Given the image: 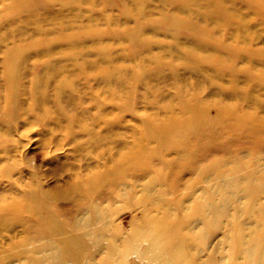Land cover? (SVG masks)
Wrapping results in <instances>:
<instances>
[{
  "label": "rangeland",
  "instance_id": "374dc122",
  "mask_svg": "<svg viewBox=\"0 0 264 264\" xmlns=\"http://www.w3.org/2000/svg\"><path fill=\"white\" fill-rule=\"evenodd\" d=\"M184 1L180 5L178 0H0V264H27L39 258L42 246L32 251L38 240L27 236L22 222L36 220L22 209L34 197L40 208H48L53 221L40 227L36 220L39 230L47 229L41 232L47 235L42 240L52 238L54 247L60 248L61 242L80 236L88 245L85 257L84 253L77 256L76 249L47 264H99L105 252H113L120 262L131 223L140 222L146 209L153 211L150 218L173 216L171 221L177 223L190 218L191 210L202 204L209 207L183 224L197 236L210 221L208 216L219 220L218 227H206L204 239L196 245L201 263L212 258L213 264H244L234 258L227 239H233L230 230L236 218L237 225H243L244 240L261 220L259 216L250 221L243 210L250 213L253 205L256 209L264 205V141L260 145L258 134L245 135L251 128L230 129L219 118L222 110L237 105L242 113H255L264 120V59L259 56L264 54V13L259 10L264 8V0H207L221 5L220 16L227 21L224 27L198 17L194 3L203 6L205 0ZM230 16L234 19L229 21ZM184 20L191 27L183 29L180 21ZM209 31L216 36L210 43L204 41L209 45L206 49L200 46L203 40L197 34L205 39ZM214 42L240 54L239 59L227 54L222 58L237 68L235 77L219 74L210 62L188 63V55H210ZM21 50L25 51L21 88L10 99L5 61L10 52ZM247 52L257 58L242 56ZM137 67L143 71L142 81L135 79ZM41 76L46 83L45 102L38 107L32 88ZM230 79L236 86H230ZM240 94L252 100L234 96ZM191 114L202 128L199 134L189 133L193 129L180 121V149L160 151V144L151 138L158 131L153 125H162L171 117L185 121ZM142 151L153 156L138 161L139 166L122 167L123 160L139 159ZM177 151L188 154L192 161L195 151L207 155L186 172L184 167L190 161H175L180 156ZM215 159L223 160L224 168L197 177ZM235 165L238 168L232 171ZM252 173L258 193L249 201L246 185L239 183ZM226 178H235L236 184L224 185ZM151 179L153 187L162 192L159 195L147 190ZM124 185H130L126 199L120 197ZM220 197L228 199L223 212L212 209ZM159 198L168 203V211H156L154 203ZM95 203L100 204L98 210L93 209ZM106 210L109 232L95 222L100 229L94 232L103 236L99 245L104 248L97 253V246L86 236L98 211L103 214ZM40 213L39 220H44L46 214ZM115 230L121 237L117 234L112 239L110 231ZM146 236L136 243L138 250L125 255L126 264H146L142 256L150 241Z\"/></svg>",
  "mask_w": 264,
  "mask_h": 264
},
{
  "label": "bare ground",
  "instance_id": "6f19581e",
  "mask_svg": "<svg viewBox=\"0 0 264 264\" xmlns=\"http://www.w3.org/2000/svg\"><path fill=\"white\" fill-rule=\"evenodd\" d=\"M208 1L205 0V2H207V4L203 5V6H200V4L197 2L194 3L200 12L197 14L198 17L201 20H203V18H205L208 21L211 20L212 25H214V26L219 25L221 27H224L227 24V21L225 19H222L220 16V15H223L221 8H220L221 5L219 4V2H217L218 4H216V3L209 4L210 2H208ZM178 3L181 5V4L185 3V1L184 0H178ZM19 6H21V5H19ZM33 6H38V4H33ZM263 9L264 8H260L259 10L262 13H264ZM182 11H185V10L182 9ZM232 19H234V18L231 17L229 19V21ZM180 22L182 23L181 27H183V29H188L189 27H191V24L189 22H187L186 20L180 21ZM234 22L235 21L231 22V25ZM243 22H244V20L241 21L242 24H243ZM217 23H219V24H217ZM218 29L216 28V30H218ZM236 29L238 30L239 28H236ZM197 35H198L199 40H201V39L203 40L202 41L203 45L201 44L200 46L201 47L204 46L206 49L209 47V45H204L205 44L204 41H206L207 43H210V40H212V38H215V36H216L213 34H212L213 36H210V31L208 32V36L205 39L203 37V34L199 33ZM217 37H219V36H217ZM68 38H71V37H68ZM58 40H57V43L59 42ZM66 40L67 39L65 38V41ZM74 40H75V38H74ZM39 42H41V40ZM138 42L140 43V41H138ZM44 43L47 44L46 42H44ZM44 43H43V45H44ZM51 44H52V42H51ZM214 45H216V46L213 47L212 52H210V55L206 56L207 58L206 57H196V56H191V55L186 56L188 63H192L193 66H197L199 64L204 65L205 63L210 62L211 67L218 68V71H220V72H218L219 74L229 76L230 78L235 77L237 72H238L237 68H233L232 66L227 65L226 63L223 62L222 58H224L223 55L227 54L231 58L239 59L240 54L238 53V51L230 49V47L224 43L218 44L217 42H214ZM52 47H53V45H52ZM45 48L47 50V48H48L47 45ZM146 48H147V46H146ZM188 48H189V50L190 49H197V47L195 48L194 46H188ZM48 49H50V48H48ZM30 51H31V49H30ZM244 51H246V50H244ZM24 52H23V50L16 51V52H10L9 56L6 58V61H5V70H6L5 81L7 83V87L9 90L10 99H12V98L14 99V97H17V93L19 92V89L21 88L20 81H21V77L23 75L24 70L20 69V67H22V64L25 62L24 61V58H25ZM242 56H246L250 60L253 59L255 56L257 58V55L252 53V52H247L246 55H242ZM259 56H262V58L264 59V54L261 53ZM233 61H235V60H233ZM229 64H230V61H229ZM22 68H24V66ZM141 71L142 70L139 69V67H137L136 70L134 71V73H138L137 75H135L136 80L143 79L141 77L143 75V71L142 72ZM194 71H197V70H194ZM230 80H232V82H230V86L231 87L236 86L234 83L235 80L234 79H230ZM45 84L46 83L44 81V78H43V76H41L39 78L38 82H35V84L33 85V88H32V91H33L32 94L34 96L33 98L35 99V102H36L38 107L43 106L44 102H45L44 93H43V87ZM62 89L63 88L59 89L57 93L60 94ZM132 91H131V93H132ZM243 91L244 90H242L240 92H243ZM234 96L236 98H238V100L243 99V98L246 100L249 99V95H247V98L245 96H242L241 94L237 95V96L234 95ZM249 100H252V98ZM249 100H247V101H249ZM11 107L9 106V108H11ZM32 108H34V107H31V111H32ZM25 109H24V111H25ZM59 109H61V108H59ZM12 110L15 112L16 106H14V108ZM25 114H27V113H25ZM254 114L242 113L239 110V107L237 105H235V107H232L228 110H222V112L220 114L219 121L224 123L230 129L243 128L244 130H248L249 128H251V130L246 132L245 135H257L258 134V136L260 138H259V140H257V143L262 145V141H264V120H261L259 117H257V115H254ZM191 116H192V114L190 115V118H188L185 121L179 120V118L175 119V117H171L170 119L164 121L162 125H159V126L153 125L158 129V131L156 132V136L151 134V138H154L160 144V146H159L160 151H162V150L163 151H165V150H175L176 151V150L180 149V146H181L180 136L181 135L179 134V124H181V122L187 123L188 128L193 129V130L189 131V133H192V134L194 133V136L199 134V131L202 130L201 126H199L200 125L198 123L199 121L196 119H192ZM219 121L217 123H219ZM209 126H210V124H209ZM198 127H200L201 129H198ZM8 130H10V129L8 128ZM253 138H255V137H253ZM252 140H255V139H252ZM199 146H201V145H199ZM177 152L180 156H175V159H174L175 161L182 162L181 161L182 159H186V160L190 161V163L184 167L186 172H187V168L192 167L193 164L197 160L198 161L203 160L205 158V156L207 155V152L204 153V151H200L198 154L195 151L196 154H195L194 160L192 161V160H190L188 154H185L182 151H177ZM141 153H142V155L139 157V159H138V157H135L132 159L128 158L125 160L122 159L123 160V161L121 160L122 161V163H121L122 167H128V166H132V165L139 166V164L137 163L138 161L145 160L146 158L149 159L150 157L153 156V155H151V153H147L144 151H142ZM162 155H164V154H162ZM191 159H193V158H191ZM222 163H224L223 160H216L215 159V160L211 161L209 164H207L206 167H204V171L201 170L200 168H198L199 171H203V172H197V174H196L197 177L204 176V174L210 170L213 173H216L217 171L222 170L224 168L222 166ZM161 164H162V166H164L163 165L164 163H161ZM177 165H175V166H177ZM184 168L182 170H184ZM237 168H238V166L235 165V167L233 168L232 171H236ZM3 173H4V175H6L5 172H3ZM143 174H146L145 171ZM155 174L158 175L157 172ZM160 174H162V171L159 173V175ZM163 177L160 176L158 178L160 179ZM173 177H171V179H170L171 183H173V181H172ZM114 178H112V179H114ZM101 180H103V179L101 178ZM98 181H100V180L98 179ZM255 181H256L255 174L252 173L246 181H240V183H239V184H245L246 185L245 190H247L249 192V194L247 195V199L249 201H252L254 196L258 193L257 185L253 184ZM153 182H154L153 179H151L148 182L147 190H150V189L152 190L153 193L150 195H153L154 193H157L159 195L162 192L160 191V189L153 187V184H155ZM93 184H94V182H93ZM104 184H103V186H104ZM235 184H236L235 178H226L224 180V185H227L228 187L233 186ZM129 187H130V185L129 186L124 185V186L120 187L121 190L125 191L124 194H123V192L121 193V195H120L121 198H123V199L127 198L126 190ZM170 188L177 191V189H175L173 187H170ZM169 195H171V194H169ZM29 200H30V203H29L30 206L29 205L27 206V204H26L25 207L22 208L24 210V212L32 213L34 215V217L36 218V220H38V222H40L39 223L40 227H41V224L53 223L52 219H50L48 217L49 216L48 208H46V207L40 208L35 197L30 198ZM151 204H152V202H151ZM250 204L248 203V205H250ZM99 205H100L99 203H95V206H93V209L98 210L97 207ZM150 205H145V206H150ZM154 205L156 206L157 212H161L158 209L164 210L165 212L169 210L168 203L166 201L162 200L161 198H159L154 203ZM228 205L229 204H228L227 197H222V199L220 197V198H218V201L215 204H213L212 209L221 208L222 212H223L224 209ZM17 206H19V205H17ZM208 207L209 206L207 204H202V205L198 206L197 208L195 207L194 209L191 210L192 215H190V218H188L186 220L182 219L181 221H178L177 223H174L173 221H171V218L173 216H171V218L167 217V216H165V217L164 216L151 217L150 218L153 211L151 209H146L145 210L146 214L141 219L140 222H132L131 223V230H130L129 236L126 237L127 239L124 238V242L122 244L124 249H123V252L121 253V257H123L121 259V261L120 262L116 261L113 252L112 253L105 252L104 253L105 258L101 259L99 264H113V263H115V264H126L125 260H124L125 255L128 252H130L132 249L138 250V244H136V243L139 241V239H141V238L144 239L143 238L144 235H147L146 237H149V239H150L147 249L142 254V256L145 259L146 264H213L212 258H206L205 260L202 261L203 263H201V259L199 258L200 250L198 249V247L196 245L198 244V242H201L204 239V231H205L206 227H218L219 220H214V219H212V217L208 216L210 221L207 222V225H205L206 221H204L205 228L203 230L201 228L199 230V232L197 233V236L193 235L192 233L190 234V232H189L190 230L188 228L187 229L183 228L184 223H187L194 215L197 218L200 217L203 213L201 210L204 208H208ZM252 208H251L252 211L250 213L246 212L247 209L243 210V212L247 216H249L250 221H253L254 219H256L257 217L260 216L261 220L258 221V225H257L258 227L255 229L256 231L252 232L254 234L251 233L250 238H247L246 240H244V238L242 237L243 233L241 231V228L243 225H242V223H241V225H237L239 219L236 218V222L232 224V228L230 230V232L234 231L233 239L228 238L227 243L229 242L230 248L232 246L231 250L234 251V255H233L234 258L237 257V258L241 259L244 262V264H264V205L259 206L258 209H256V207H254V205H253ZM14 210L16 212H18L19 209L14 207ZM40 211H43L46 214V218L44 220H39V217H43L42 214L40 213ZM98 212H99V215L96 217L97 219L92 223L90 230L87 232L89 235H87L86 237H88L90 239V242L92 245L97 246L98 249L96 250V252L100 253L104 249V248H101L99 245V242L103 239V236L99 235L98 232H94V230L100 229V228L103 229V227H104L106 232H109L110 228L107 225L108 211L106 210L107 213H103V214H101L100 211H98ZM36 220L34 222L28 221L25 219L22 220L23 227L27 233V236L28 237L32 236L33 241L38 240L37 246L34 247L32 249V251L35 252L38 247L40 248L42 246L39 249V258L29 260L27 264H47V261L53 260L55 258V256L60 258V257H63L65 255V253L71 254L73 251H76V249H78L77 256H83V253H84V257H85V252L88 248V245L86 243L81 242V240L83 241L84 238H81L80 236H77V238L70 237L66 242H64V243L61 242L60 248H58V247L56 248L53 245V242H55V241H52V238L47 239V240H42V237L45 239V236H47V235L44 236L43 233H41V232H47V229H40L39 230L37 223H36ZM82 221H85V220H82ZM95 222L97 224H99L100 228H97L95 226ZM102 222L104 223L103 225L101 224ZM229 223H231V222H229ZM82 225L83 226H89V223H87V224L83 223ZM236 226L238 227V230L236 229ZM258 228H263V229L260 230ZM50 232H51V229L48 230L49 234H50ZM110 234H111L112 239L113 238L115 239V238H118L117 234H120V232L115 230L112 232L110 231ZM181 234H183V236L180 237V239H178L177 235H181ZM119 237H121V234ZM58 240L63 241L64 239H58ZM96 240L98 241V243ZM46 241H48V242H46ZM183 243H186L185 248L182 246ZM76 247H78V248H76ZM77 260L78 259L75 258L74 261L77 262Z\"/></svg>",
  "mask_w": 264,
  "mask_h": 264
}]
</instances>
